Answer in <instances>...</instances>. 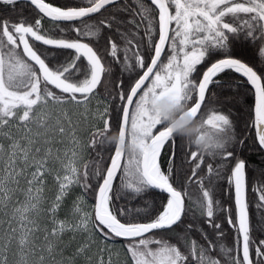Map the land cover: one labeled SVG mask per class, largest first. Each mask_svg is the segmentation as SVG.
<instances>
[{
	"label": "snow or ice",
	"instance_id": "6c2138e0",
	"mask_svg": "<svg viewBox=\"0 0 264 264\" xmlns=\"http://www.w3.org/2000/svg\"><path fill=\"white\" fill-rule=\"evenodd\" d=\"M0 264H264V0H0Z\"/></svg>",
	"mask_w": 264,
	"mask_h": 264
},
{
	"label": "clouds",
	"instance_id": "9594fccd",
	"mask_svg": "<svg viewBox=\"0 0 264 264\" xmlns=\"http://www.w3.org/2000/svg\"><path fill=\"white\" fill-rule=\"evenodd\" d=\"M154 108L166 126L171 128L174 135L183 138L186 144H190L193 150L203 156L213 158L231 147L228 133H220L203 125L199 120L189 115L184 106L179 105L173 99L165 97L156 101ZM102 141L106 146H119L124 151L133 150L131 143L122 144L117 131L102 135Z\"/></svg>",
	"mask_w": 264,
	"mask_h": 264
},
{
	"label": "trees",
	"instance_id": "16d2710c",
	"mask_svg": "<svg viewBox=\"0 0 264 264\" xmlns=\"http://www.w3.org/2000/svg\"><path fill=\"white\" fill-rule=\"evenodd\" d=\"M46 2H49V0H46ZM51 2L56 3V4H59V3L63 2V0H51ZM129 2H131V0H129ZM117 39H118V37H117ZM238 43H239V42H238ZM98 47L103 48V47H104L103 42H101V43L98 45ZM166 48H167V46H166ZM145 54H146V56H150V55H151V53H147V52H146ZM61 59H62V58H61ZM105 59L107 60L108 57L106 56ZM162 59H165V62H166V57H165V56H162ZM149 62H150V61H149ZM115 75H116V76H119V75H120V72H119V68H118V66H117L116 69H115ZM127 75H128V74H125L126 82H127ZM101 92H103V89H101ZM113 130H114V131H118V130L115 129V126H114ZM110 133H111V132H110ZM114 149H115V146H114V145H113V146H106V145H105V150H104V153H103V161H104V164H105V165H110V156H111V155H114ZM88 155H89L91 158H96V154H95V152H91V151H90V152L88 153ZM251 158H252V160L255 161L256 163H259V158H258V156L253 155ZM218 159H219L218 157H217L215 160H214L213 158L205 157V163H208V162L215 163L216 160H218ZM250 179H251V176H250ZM256 179H257V180L260 179L259 175H257ZM49 183H51V181H49ZM77 192H79V190H77ZM73 198H74V197H70V198H69V200H68V203H69V204H70V202H71V199H73ZM86 199H87V203H88V205H91V204L94 203V200H93V197H92L91 193L88 194V196L86 197ZM225 230L227 231V225H225ZM226 243H231V234H230V233H229V235H228V237H227V239H226ZM66 255H70V252H69V253H66Z\"/></svg>",
	"mask_w": 264,
	"mask_h": 264
},
{
	"label": "rangeland",
	"instance_id": "374dc122",
	"mask_svg": "<svg viewBox=\"0 0 264 264\" xmlns=\"http://www.w3.org/2000/svg\"><path fill=\"white\" fill-rule=\"evenodd\" d=\"M96 107H97V105L95 104V102L90 106V111H89V115H88V125H87V127L89 129L91 128L92 125L97 123V121L95 120V118L92 115V113L95 111ZM101 127H102V124H101ZM87 135H88L87 131L81 133V136L83 138H85V141H86Z\"/></svg>",
	"mask_w": 264,
	"mask_h": 264
}]
</instances>
